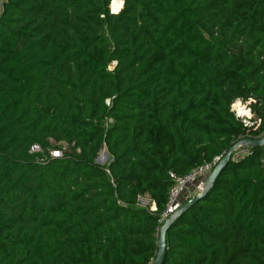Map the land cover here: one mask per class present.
<instances>
[{
  "label": "trees",
  "instance_id": "obj_1",
  "mask_svg": "<svg viewBox=\"0 0 264 264\" xmlns=\"http://www.w3.org/2000/svg\"><path fill=\"white\" fill-rule=\"evenodd\" d=\"M111 1L1 0L0 264H147L169 172L264 135V0ZM165 242L161 264H264V145Z\"/></svg>",
  "mask_w": 264,
  "mask_h": 264
},
{
  "label": "built area",
  "instance_id": "obj_2",
  "mask_svg": "<svg viewBox=\"0 0 264 264\" xmlns=\"http://www.w3.org/2000/svg\"><path fill=\"white\" fill-rule=\"evenodd\" d=\"M243 103L245 102H242L241 99H236V107L231 109L232 112L234 113L235 117L238 118L248 129H258L261 123V119L254 117L251 109L247 106L246 103ZM261 137H264V135L251 139H258ZM38 150L39 147L37 145H32V152H37ZM220 158L221 156H216L212 159V161L194 167L184 175H177L172 171L169 172V176L172 180V185L170 186L167 193V201L165 208L160 214V226L180 207V205L184 201L183 195L186 193L188 188H192V192L194 195L199 193L205 183L207 176L209 175L213 167L217 164V162L220 160ZM160 226L158 227V231ZM153 261L154 260H150L147 264H153Z\"/></svg>",
  "mask_w": 264,
  "mask_h": 264
},
{
  "label": "water",
  "instance_id": "obj_3",
  "mask_svg": "<svg viewBox=\"0 0 264 264\" xmlns=\"http://www.w3.org/2000/svg\"><path fill=\"white\" fill-rule=\"evenodd\" d=\"M110 10L113 13H116L118 11H113L111 8V3H110ZM264 145V137L258 138V139H242L236 142L217 162V164L213 167L209 175L207 176L205 183L202 187V189L197 193L195 196H191L185 201L182 202L180 207L174 212L173 215H171L168 219L164 221V223L160 226L159 231H158V242H157V253L154 258L153 264H161L162 259H163V253L164 249L166 247V242H165V233L167 228L179 217L183 212H185L192 203H194L199 197L203 196L209 188L212 186L214 180L218 176L220 170L229 162L233 151L240 147V146H260ZM105 155L106 152L104 153ZM100 159L97 158V162H99Z\"/></svg>",
  "mask_w": 264,
  "mask_h": 264
},
{
  "label": "rangeland",
  "instance_id": "obj_4",
  "mask_svg": "<svg viewBox=\"0 0 264 264\" xmlns=\"http://www.w3.org/2000/svg\"><path fill=\"white\" fill-rule=\"evenodd\" d=\"M245 102V101H244ZM246 103V102H245ZM245 103H243V104H245ZM236 107V105H235V101L234 102H232V104H231V109L232 108H235ZM105 153V151H101L100 152V154H99V156H98V158L100 159V161H99V163L100 164H104V163H106V162H108L109 161V158H108V155H105L104 154ZM107 154V153H106ZM239 154V153H238ZM187 195H185V197H184V195H183V200L185 201L186 199H187ZM141 203H143V204H145L146 203V200L145 199H141Z\"/></svg>",
  "mask_w": 264,
  "mask_h": 264
},
{
  "label": "bare ground",
  "instance_id": "obj_5",
  "mask_svg": "<svg viewBox=\"0 0 264 264\" xmlns=\"http://www.w3.org/2000/svg\"><path fill=\"white\" fill-rule=\"evenodd\" d=\"M122 6V0H112L111 1V8L113 11H118Z\"/></svg>",
  "mask_w": 264,
  "mask_h": 264
},
{
  "label": "crops",
  "instance_id": "obj_6",
  "mask_svg": "<svg viewBox=\"0 0 264 264\" xmlns=\"http://www.w3.org/2000/svg\"><path fill=\"white\" fill-rule=\"evenodd\" d=\"M185 195L188 196L187 198H189V197H191V196L194 195L193 192H192V188H191V187L188 188V190H187L186 193L184 194V197H185Z\"/></svg>",
  "mask_w": 264,
  "mask_h": 264
}]
</instances>
